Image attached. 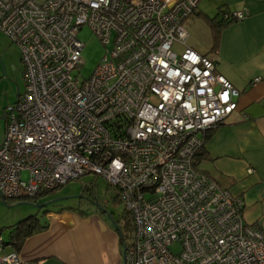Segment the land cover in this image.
<instances>
[{
    "label": "built area",
    "instance_id": "obj_1",
    "mask_svg": "<svg viewBox=\"0 0 264 264\" xmlns=\"http://www.w3.org/2000/svg\"><path fill=\"white\" fill-rule=\"evenodd\" d=\"M200 2L0 0V30L20 48L26 78L6 108L0 196L34 198L94 173L131 215L124 264H264V231L246 222L243 198L195 166L239 96L187 43ZM85 26L108 53L80 78ZM0 264L22 260L12 252Z\"/></svg>",
    "mask_w": 264,
    "mask_h": 264
},
{
    "label": "crops",
    "instance_id": "obj_2",
    "mask_svg": "<svg viewBox=\"0 0 264 264\" xmlns=\"http://www.w3.org/2000/svg\"><path fill=\"white\" fill-rule=\"evenodd\" d=\"M220 8L245 10L246 18L219 22ZM194 39L187 43L216 60L217 71L239 90L238 108L205 134L198 169L243 198L246 222L264 231V0H201L187 21ZM261 80L254 82V79ZM22 86L0 106V144L6 108L22 94ZM48 208L37 215L48 227L29 236L15 251L7 245L0 256L16 252L22 264H124L121 235L100 212Z\"/></svg>",
    "mask_w": 264,
    "mask_h": 264
},
{
    "label": "rangeland",
    "instance_id": "obj_3",
    "mask_svg": "<svg viewBox=\"0 0 264 264\" xmlns=\"http://www.w3.org/2000/svg\"><path fill=\"white\" fill-rule=\"evenodd\" d=\"M194 37L192 33L188 43L192 41ZM80 38L86 45L83 50L84 64L80 71V78H88L93 74L96 67L103 61L108 52L88 26L81 29ZM175 49L179 51L180 46L176 44ZM18 85L22 86L23 91L25 90V68L21 60V51L18 45L13 43L11 39L0 30V106L4 104V102H7L8 97L15 94ZM26 175L27 174L24 173V176ZM86 184L94 185L98 201L110 212H115L116 214L125 213L124 204L117 198L116 188L110 187L103 178L94 173L68 181L62 187L51 191L46 196H42L40 198V203L58 199L56 202L50 204L48 208L61 207L62 205H76L78 196L82 193L83 187ZM19 202L20 201L17 200H8L4 202L0 196V231L5 241L9 240L11 230L16 224L31 215L41 216L45 209H39L29 204L18 205L17 203ZM172 249L177 251L178 246H173Z\"/></svg>",
    "mask_w": 264,
    "mask_h": 264
},
{
    "label": "trees",
    "instance_id": "obj_4",
    "mask_svg": "<svg viewBox=\"0 0 264 264\" xmlns=\"http://www.w3.org/2000/svg\"><path fill=\"white\" fill-rule=\"evenodd\" d=\"M225 12H226L225 9L220 8L219 15L221 14V18L219 19V22L224 25L227 23L233 22V20H226V21L224 20L222 14ZM204 142H205V135H204ZM203 149H204V145L201 147V149L198 151L196 155L195 166L197 167H198V162L200 161V155L202 154ZM50 192L51 191H44L37 197L29 198V199H18L17 201H20V202L28 201V202H34V203L40 202V198L42 196L48 195ZM117 198L120 201L118 195H117ZM4 200L5 202H7L8 200H12V199H4ZM102 208L107 209L100 201H98V197L96 195V189L94 185L86 184L83 187L81 196L78 198L76 205H73V206L67 205V206L62 207L60 210L77 211L83 214L100 212L101 214H104L106 217H108L106 211ZM47 209H48V206L45 208V211H47ZM110 213L116 221V224L114 226L118 228V231L121 235L123 247H124L132 241L133 226H132V221H131V215L126 211V209H125V213H122V214H116L115 212H110ZM47 227H48V224L41 223V220L39 219L37 215H31L28 218L20 221L18 224H16L12 228L9 240L8 241L3 240L2 247L0 248L4 249L5 246L11 245L13 246L15 251H18L21 248L24 241L29 236L35 233L41 232L45 230Z\"/></svg>",
    "mask_w": 264,
    "mask_h": 264
},
{
    "label": "water",
    "instance_id": "obj_5",
    "mask_svg": "<svg viewBox=\"0 0 264 264\" xmlns=\"http://www.w3.org/2000/svg\"><path fill=\"white\" fill-rule=\"evenodd\" d=\"M81 196V194L78 196V198ZM3 201L5 202L4 198H2ZM58 200V199H57ZM57 200H51V201H47V202H43V203H40V202H28V201H21L19 203H17L18 205H23V204H29V205H33L39 209H43V208H46L47 206H49L50 204L56 202ZM104 209V208H102ZM109 217V219L111 220V222L115 225L116 224V221L115 219L112 217L111 213L107 210V209H104ZM116 227V226H115ZM117 228V227H116ZM118 230V228H117ZM124 253V252H123Z\"/></svg>",
    "mask_w": 264,
    "mask_h": 264
}]
</instances>
